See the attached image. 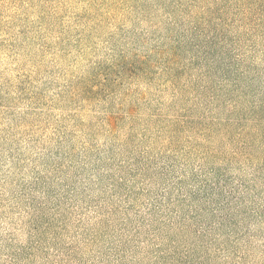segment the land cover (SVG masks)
<instances>
[{
	"label": "rangeland",
	"instance_id": "1",
	"mask_svg": "<svg viewBox=\"0 0 264 264\" xmlns=\"http://www.w3.org/2000/svg\"><path fill=\"white\" fill-rule=\"evenodd\" d=\"M238 3L0 0V264H264V127L201 91L264 70Z\"/></svg>",
	"mask_w": 264,
	"mask_h": 264
},
{
	"label": "trees",
	"instance_id": "2",
	"mask_svg": "<svg viewBox=\"0 0 264 264\" xmlns=\"http://www.w3.org/2000/svg\"><path fill=\"white\" fill-rule=\"evenodd\" d=\"M263 1L264 0H239L237 8L241 10L244 16H247ZM223 5V9L227 8V1H225ZM259 11H264V6H261ZM244 60L243 52L236 50L231 60L227 61L228 66L219 70L221 78L216 85L204 84L201 90L203 94L209 96V102H214L216 100V102L225 104L228 107L227 119L224 124L229 125L227 131L230 129L231 125L237 124V126H240L239 134L247 132L244 127H246L248 123H250V126H256L257 128L264 127V92L260 90L261 88L254 87L255 83L264 86V79H261V77L264 76V70H262V72L261 68L254 70L252 66L248 68V66L243 65ZM235 66H238L237 73L232 74L231 68ZM148 67V57L139 58L138 56H134L132 59L126 58L125 76L136 75V70H143V72H146ZM247 69H249V71H254V74L247 76ZM208 73H210V71L205 70L206 76ZM244 76H246L247 84L241 86L240 82ZM230 82H232L233 89L228 87ZM242 96H245V98L241 100ZM242 102L244 103L242 104ZM138 105L139 103L133 102V104H129L128 107L125 106V119L128 117V119L132 120L131 122H136ZM179 118V115L175 117L174 121L176 124ZM108 120L112 126H115L116 122L114 117L111 116ZM185 122L186 120H183L181 124ZM203 125L210 131L212 127L210 123H205Z\"/></svg>",
	"mask_w": 264,
	"mask_h": 264
}]
</instances>
